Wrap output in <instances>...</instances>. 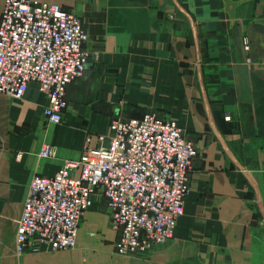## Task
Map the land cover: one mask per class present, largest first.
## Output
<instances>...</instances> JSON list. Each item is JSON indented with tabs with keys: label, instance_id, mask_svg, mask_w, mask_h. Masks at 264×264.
Masks as SVG:
<instances>
[{
	"label": "crops",
	"instance_id": "0c3cea01",
	"mask_svg": "<svg viewBox=\"0 0 264 264\" xmlns=\"http://www.w3.org/2000/svg\"><path fill=\"white\" fill-rule=\"evenodd\" d=\"M40 1L82 18L91 55L60 123L48 121L36 83L22 99L0 94V264H264V0ZM151 112L176 121L199 151L174 236L116 253L97 192L75 248L17 254L32 177L109 145L114 117ZM45 144L53 157L40 155Z\"/></svg>",
	"mask_w": 264,
	"mask_h": 264
},
{
	"label": "built area",
	"instance_id": "2783aa9c",
	"mask_svg": "<svg viewBox=\"0 0 264 264\" xmlns=\"http://www.w3.org/2000/svg\"><path fill=\"white\" fill-rule=\"evenodd\" d=\"M88 39L73 11L40 0H5L0 94L22 99L36 83L48 100V121L62 122L67 88L87 68ZM110 130L109 145L89 144L80 160L66 162L53 176L32 177L17 223V254L75 248L97 192L107 201L120 254L147 250L174 236L191 192L197 146L176 121L152 112L142 118L114 117ZM40 155L53 157L54 146L45 144Z\"/></svg>",
	"mask_w": 264,
	"mask_h": 264
},
{
	"label": "rangeland",
	"instance_id": "374dc122",
	"mask_svg": "<svg viewBox=\"0 0 264 264\" xmlns=\"http://www.w3.org/2000/svg\"><path fill=\"white\" fill-rule=\"evenodd\" d=\"M110 225H111V220H110ZM117 239H118V238H117ZM117 239H116V242H117ZM116 242H115V252L118 253V254H120V253L118 252L117 248H116Z\"/></svg>",
	"mask_w": 264,
	"mask_h": 264
}]
</instances>
